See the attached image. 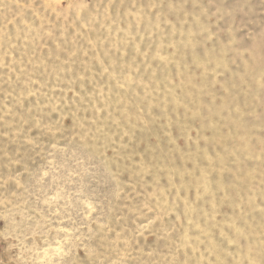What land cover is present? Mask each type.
<instances>
[{"label": "rangeland", "instance_id": "obj_1", "mask_svg": "<svg viewBox=\"0 0 264 264\" xmlns=\"http://www.w3.org/2000/svg\"><path fill=\"white\" fill-rule=\"evenodd\" d=\"M0 264H264V0H0Z\"/></svg>", "mask_w": 264, "mask_h": 264}]
</instances>
